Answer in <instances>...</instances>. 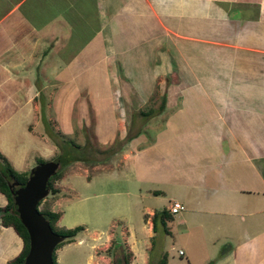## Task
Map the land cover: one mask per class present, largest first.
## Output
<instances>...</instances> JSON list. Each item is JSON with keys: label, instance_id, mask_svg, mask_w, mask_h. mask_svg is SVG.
I'll list each match as a JSON object with an SVG mask.
<instances>
[{"label": "crops", "instance_id": "crops-1", "mask_svg": "<svg viewBox=\"0 0 264 264\" xmlns=\"http://www.w3.org/2000/svg\"><path fill=\"white\" fill-rule=\"evenodd\" d=\"M114 135L116 184H54L55 224L81 226L58 264H111L112 238L128 264H264V0H0V154L23 173ZM21 247L0 223V264Z\"/></svg>", "mask_w": 264, "mask_h": 264}, {"label": "rangeland", "instance_id": "rangeland-1", "mask_svg": "<svg viewBox=\"0 0 264 264\" xmlns=\"http://www.w3.org/2000/svg\"><path fill=\"white\" fill-rule=\"evenodd\" d=\"M226 84V82H224ZM99 84V82L94 81V78H92V85ZM161 84V83H158ZM102 93H91L89 94V100L85 102L86 106H90L88 111H94V114L92 117V120H98L99 118H104L105 120H108L109 122L103 126V128L111 133L116 134L119 136V132L116 130V126L113 122L115 118V113L111 111L109 107L108 101L102 99ZM160 93L158 91H155L154 94H152L145 106L141 108L143 111H148L151 109L150 112L153 111V106H156L160 101ZM92 111V112H93ZM150 112L147 114L149 115ZM141 115V114H140ZM147 115H141V116H147ZM133 123L135 124L137 122V118L134 116ZM140 118H138L139 120ZM93 125H91L92 127ZM95 127H98V125H95ZM102 127V126H101ZM136 127L133 125L131 127V130ZM130 133H132L130 131ZM56 136L52 132L49 137ZM114 135V139L110 144L106 146H99L96 142H92L88 145V143H85L82 145V147L79 148H70L67 146L70 143L67 141H58V144L60 146V150L62 153V157L68 156L70 158L76 156L79 160L72 161L69 164H65L64 166H61V170H63V175L65 173H69L65 177V181L70 182V184H116L115 179H117V172L111 169H104L114 163L115 160V154H113V151H116L120 149L121 145L124 144L123 138L119 140L118 136ZM76 145V144H75ZM71 150H70V149ZM55 155L53 156V158ZM50 160H53L52 158ZM79 166L84 169H86L84 172L82 170L77 171L74 170V172H71L73 167ZM59 167V165H58ZM98 171V172H97ZM62 175V176H63ZM59 180L54 182V184H57ZM109 199L111 196H103L100 199ZM93 199L94 197H91L89 199H86L84 202L87 204H90V206L93 205ZM122 245V244H121ZM120 245L116 244L114 239L112 238L110 242V246L107 249V254L111 255L112 257V263L113 264H120L121 263V256L126 255L128 257V253L126 252L125 247L123 246L122 249L119 248Z\"/></svg>", "mask_w": 264, "mask_h": 264}, {"label": "water", "instance_id": "water-1", "mask_svg": "<svg viewBox=\"0 0 264 264\" xmlns=\"http://www.w3.org/2000/svg\"><path fill=\"white\" fill-rule=\"evenodd\" d=\"M58 165L54 160L36 163L22 185L16 182L8 185L15 212L28 238L23 264H52L51 254L63 240L50 229L48 220L37 210L38 202L48 194L47 180L56 172Z\"/></svg>", "mask_w": 264, "mask_h": 264}, {"label": "trees", "instance_id": "trees-1", "mask_svg": "<svg viewBox=\"0 0 264 264\" xmlns=\"http://www.w3.org/2000/svg\"><path fill=\"white\" fill-rule=\"evenodd\" d=\"M163 104V99H161V102L158 106V109H162ZM151 111H143L140 110L139 114L141 115H147ZM71 146L74 148H79L77 145H75L72 142H69ZM62 153L61 151L59 154L53 159L54 161H57L59 163V167L56 170V172L51 175L48 180H47V185H48V194L45 196L43 199H41L38 204H37V210L40 214H42L47 220L48 224L50 226V229L63 237V240L60 241L54 248L52 254H51V260L52 264H58L55 258V250L63 245L66 242H69L72 238V236L81 229V226H75L73 228H65V227H59L55 224L59 213L54 212L50 209V205L54 198L56 197V194L58 192V189L54 186V182L59 180L62 175H63V170H61V166H64L65 164H69L72 161L79 160L76 156L70 158L69 155L65 156L62 158ZM42 162V160H38L37 163ZM28 172H17L15 171L11 165L7 162L6 158L0 154V193H2L5 198H6V204L0 208V223L3 226H11L14 231L18 234V236L22 240V247L19 253L9 260L7 264H23V258L27 252V247H28V238L26 231L22 224L20 223L17 213L15 212V206L13 204L11 192L8 188V185L11 184L12 182H16L17 185H22L24 181L27 178ZM160 214L162 219V224H163V230L167 232L166 226L164 221L169 220L171 218L170 213L166 211L165 209H161L159 211H154L151 220L153 223L154 227V222H155V217ZM129 255V254H128ZM128 257L126 255L121 256V264H128L127 262ZM165 259L164 257L162 260L159 262V264H164ZM113 264V263H111Z\"/></svg>", "mask_w": 264, "mask_h": 264}, {"label": "built area", "instance_id": "built-area-1", "mask_svg": "<svg viewBox=\"0 0 264 264\" xmlns=\"http://www.w3.org/2000/svg\"><path fill=\"white\" fill-rule=\"evenodd\" d=\"M183 209V205L178 201H171L168 206V212L170 214H176ZM181 253V251H179Z\"/></svg>", "mask_w": 264, "mask_h": 264}]
</instances>
